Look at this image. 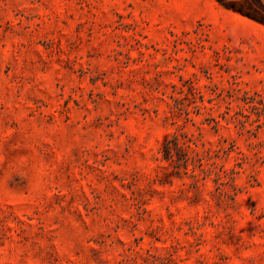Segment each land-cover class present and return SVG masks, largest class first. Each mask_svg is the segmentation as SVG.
<instances>
[{
	"label": "rangeland",
	"instance_id": "rangeland-1",
	"mask_svg": "<svg viewBox=\"0 0 264 264\" xmlns=\"http://www.w3.org/2000/svg\"><path fill=\"white\" fill-rule=\"evenodd\" d=\"M261 96L264 0H0V264H264Z\"/></svg>",
	"mask_w": 264,
	"mask_h": 264
},
{
	"label": "trees",
	"instance_id": "trees-1",
	"mask_svg": "<svg viewBox=\"0 0 264 264\" xmlns=\"http://www.w3.org/2000/svg\"><path fill=\"white\" fill-rule=\"evenodd\" d=\"M190 93L193 95V97L195 99H197L196 97L198 96L201 100L200 104H196V107L201 110L202 108H208L207 105L204 102V95L201 94L195 87H191L190 89ZM247 103V107H244L245 109H248L251 112H254L257 116V118L255 119L257 122L261 121V118L263 116L264 118V98L261 96L260 98H256V97H252L250 100L246 101ZM228 113V112H227ZM189 114V111H188ZM242 115H245L247 117L250 116V114H243V112L241 113ZM223 118H225L226 120H231L232 118H234L235 120H237V124H239V126H241L242 128H247L246 124L241 117H239L238 115L235 114H231L230 117L227 116V114H222L221 115ZM190 118V117H189ZM211 120L214 121L215 126H217L218 124H220V119L216 118V117H211ZM260 125V123H258V126ZM223 151L225 153H228L227 149H223ZM244 159V157H241ZM238 164L242 167V163L238 162ZM202 166V165H201ZM202 169H210L209 167H201ZM221 169H224L223 172H218L217 173V182L221 183V184H226V183H232L234 188H236V185L234 184V176L233 174L236 172L235 169L236 166H231V167H226L224 165H222ZM226 169H230V170H226Z\"/></svg>",
	"mask_w": 264,
	"mask_h": 264
}]
</instances>
